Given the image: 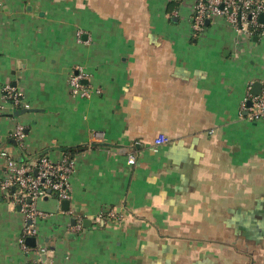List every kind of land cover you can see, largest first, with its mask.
<instances>
[{
  "label": "crops",
  "instance_id": "0c3cea01",
  "mask_svg": "<svg viewBox=\"0 0 264 264\" xmlns=\"http://www.w3.org/2000/svg\"><path fill=\"white\" fill-rule=\"evenodd\" d=\"M193 3L3 2L0 88L31 111L2 112L0 134L18 160L73 147L80 163L69 204L37 201L51 215L26 251L27 221L0 190V264H37L39 243L54 264H264V122L242 108L264 79V34L238 50L222 16L194 34ZM79 67L90 97L70 91ZM18 123L24 148L7 137Z\"/></svg>",
  "mask_w": 264,
  "mask_h": 264
},
{
  "label": "built area",
  "instance_id": "2783aa9c",
  "mask_svg": "<svg viewBox=\"0 0 264 264\" xmlns=\"http://www.w3.org/2000/svg\"><path fill=\"white\" fill-rule=\"evenodd\" d=\"M4 1L6 0H0V7ZM262 15H264V0H194L190 20L194 34H198L203 30L208 19L211 20L216 16L224 17L234 34L235 47L242 50L245 41L264 34V21L260 19ZM86 77L82 67L69 75L68 84L74 96L90 97L92 92L97 91L90 84L84 83ZM261 83L262 87L258 94L253 93L252 84L248 86L242 100V108L246 110L250 120L264 122V79ZM0 100V115L5 110L11 113L15 108L29 107L23 92L10 83L0 88ZM26 135V126L18 123L8 132L7 137L14 139L24 148ZM168 141L167 135L158 134L154 138V150ZM135 162V156L130 154L128 163ZM79 163L77 156L68 152H62L56 158L44 154L37 160H18L11 153L7 140L0 134V190L3 193H13V202L20 206L27 221L20 240L24 251L28 250L25 239L28 236H38L39 220L51 215L40 209L37 201L52 196L58 201L70 199L71 178L77 172ZM13 188L14 192L11 191ZM117 216L115 210L108 209L100 218L106 221ZM70 228L80 230L81 221L70 225ZM47 253V247L39 243L36 247L37 264H54L47 258Z\"/></svg>",
  "mask_w": 264,
  "mask_h": 264
},
{
  "label": "water",
  "instance_id": "95a60500",
  "mask_svg": "<svg viewBox=\"0 0 264 264\" xmlns=\"http://www.w3.org/2000/svg\"><path fill=\"white\" fill-rule=\"evenodd\" d=\"M206 22L208 23L209 20H207ZM261 87H262V83L260 81H256L254 83L253 93L254 94H258L260 92V90H261ZM28 111H31V109L30 108H23V109L22 108L21 109L15 108V109H13V111L11 113H8V115H10V116L11 115L18 116V115H20L22 113H25V112H28ZM63 203L69 204L70 200L69 199H65V200H63ZM30 239L33 240V241L35 240L34 237H30Z\"/></svg>",
  "mask_w": 264,
  "mask_h": 264
},
{
  "label": "trees",
  "instance_id": "16d2710c",
  "mask_svg": "<svg viewBox=\"0 0 264 264\" xmlns=\"http://www.w3.org/2000/svg\"><path fill=\"white\" fill-rule=\"evenodd\" d=\"M76 151H77V148H73V147L67 148L64 150V152H68L71 155H75Z\"/></svg>",
  "mask_w": 264,
  "mask_h": 264
}]
</instances>
